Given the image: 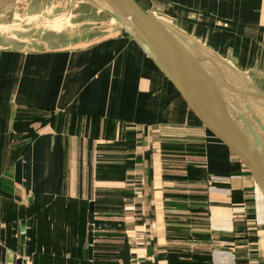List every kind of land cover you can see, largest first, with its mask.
Returning <instances> with one entry per match:
<instances>
[{
  "label": "crops",
  "instance_id": "1",
  "mask_svg": "<svg viewBox=\"0 0 264 264\" xmlns=\"http://www.w3.org/2000/svg\"><path fill=\"white\" fill-rule=\"evenodd\" d=\"M136 1L264 95V0ZM81 3L51 4L69 14L58 43L0 47L6 263L30 221L26 264H121L125 242L129 264H264L252 177L124 28Z\"/></svg>",
  "mask_w": 264,
  "mask_h": 264
},
{
  "label": "water",
  "instance_id": "2",
  "mask_svg": "<svg viewBox=\"0 0 264 264\" xmlns=\"http://www.w3.org/2000/svg\"><path fill=\"white\" fill-rule=\"evenodd\" d=\"M18 0H0V13ZM109 14L136 41L157 68L175 86L201 124L252 177L264 196V95L236 70L192 38L145 10L136 0H79ZM92 212V206H90ZM30 221L20 226L25 254L13 264H26L30 256ZM94 226L111 227L100 223ZM92 228V227H91ZM91 241V234L89 235ZM3 242V240H1ZM12 239L11 251H14ZM91 248H89V253ZM129 264L127 242L119 253ZM3 246L0 264H7Z\"/></svg>",
  "mask_w": 264,
  "mask_h": 264
},
{
  "label": "rangeland",
  "instance_id": "3",
  "mask_svg": "<svg viewBox=\"0 0 264 264\" xmlns=\"http://www.w3.org/2000/svg\"><path fill=\"white\" fill-rule=\"evenodd\" d=\"M59 1L66 7L80 3L79 0H18L7 6L0 13V47L43 48L58 43L56 31L69 21L67 11L51 7Z\"/></svg>",
  "mask_w": 264,
  "mask_h": 264
},
{
  "label": "trees",
  "instance_id": "4",
  "mask_svg": "<svg viewBox=\"0 0 264 264\" xmlns=\"http://www.w3.org/2000/svg\"><path fill=\"white\" fill-rule=\"evenodd\" d=\"M34 119H36V120H40L41 122H43V120L44 119H41L39 116L38 117H35ZM51 120H53V117L51 118ZM100 223H103V222H101V221H97V222H95V224H100Z\"/></svg>",
  "mask_w": 264,
  "mask_h": 264
}]
</instances>
